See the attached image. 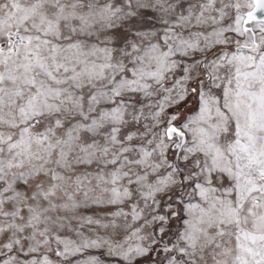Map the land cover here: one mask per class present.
<instances>
[{
    "label": "snow or ice",
    "instance_id": "1",
    "mask_svg": "<svg viewBox=\"0 0 264 264\" xmlns=\"http://www.w3.org/2000/svg\"><path fill=\"white\" fill-rule=\"evenodd\" d=\"M0 264H264V0H0Z\"/></svg>",
    "mask_w": 264,
    "mask_h": 264
}]
</instances>
